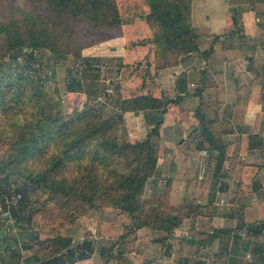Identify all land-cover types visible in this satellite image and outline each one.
I'll use <instances>...</instances> for the list:
<instances>
[{
  "label": "trees",
  "instance_id": "16d2710c",
  "mask_svg": "<svg viewBox=\"0 0 264 264\" xmlns=\"http://www.w3.org/2000/svg\"><path fill=\"white\" fill-rule=\"evenodd\" d=\"M30 1L35 7L34 13L20 21L0 24V59L8 57L18 67L19 60L23 61L24 69L28 70L31 68L28 61H32L39 69L37 60L42 51H49L58 60L83 49L77 44L79 25L94 31L116 30L117 36L120 28L132 29L131 35L122 36L128 43L124 47L127 61L140 55L152 58L143 62L146 69L136 80L133 92L125 83L119 107L123 113L142 112L147 124L154 127L143 140L120 144L117 133L122 119L118 114L102 118L100 113L91 110L76 111L70 119L63 120L42 86L20 68L17 74L0 75V143L5 144L1 142L2 137L10 140L6 142L8 157L0 166V199L20 195L16 206L3 208L21 230L16 238H10L6 229L0 228L1 252L10 251L12 264H74L89 259L95 252L94 244L86 239L81 244L73 243L77 232L75 222L101 208L126 215L130 232L147 228L164 233L161 241L168 245L184 220H194L203 209L194 201L173 206L169 199L171 178L160 188L158 196L142 198L158 165L153 139L159 137L168 106L181 99L180 96L164 99L159 71L176 67L181 57L199 51L197 42L201 33L192 24V0ZM144 37L150 40L141 44L129 42ZM67 83L70 89L76 87L71 91L81 92V86L72 78ZM196 119L198 126L194 131L206 143L207 150L217 151L208 197L211 204L221 176L225 148L215 142L211 122L201 112L197 111ZM53 142L58 143L57 148L50 147ZM197 148L203 149V145ZM117 158L121 161V170L111 168L118 163ZM31 193L35 197L33 202ZM42 196L46 199L41 201ZM244 227L239 224L236 229ZM234 231L214 229L202 241L211 244L224 237L237 239ZM9 243L19 245L30 255L21 260V255ZM109 247L96 248L99 255L106 256L104 264L113 261L136 264L125 256L120 246ZM251 257L262 261L264 249L255 246ZM141 264L157 262L145 259Z\"/></svg>",
  "mask_w": 264,
  "mask_h": 264
},
{
  "label": "crops",
  "instance_id": "0c3cea01",
  "mask_svg": "<svg viewBox=\"0 0 264 264\" xmlns=\"http://www.w3.org/2000/svg\"><path fill=\"white\" fill-rule=\"evenodd\" d=\"M195 6L205 10L207 20L210 11H219L222 28L218 32L202 30L194 20ZM191 20L201 33L197 42L199 51L181 57L178 66L162 69L158 74L164 94L169 91L170 97H181V101L171 105V112H167L160 125L163 156L161 153L158 166L164 168L168 156L173 159L167 168L171 172L168 177L172 179L173 203L188 196L203 206V214L194 220H184L173 237H177V231L187 230L189 244L204 252L218 241L203 243L204 237L214 229L224 228H218L216 223H223L229 229L242 219L244 234L258 241L253 242L251 251L255 245L264 249V0H192ZM121 50L125 52V48ZM197 111L211 122L215 142L225 148L221 176L211 204L203 193L205 185L198 187L195 175L202 165L214 167L217 151L207 150L206 143L194 131L198 126ZM138 116L145 120L142 112ZM149 117L152 120V114ZM166 128H171L167 135ZM179 138L184 141L179 142ZM187 144L189 147L183 150ZM199 144L203 149L197 148ZM180 158L187 159L180 171L185 175L177 177L175 160ZM217 202L224 207L215 208ZM211 225L215 228H210ZM136 234L141 243L163 237V233L147 228ZM229 251L218 249L217 256L226 259ZM234 253L238 257L236 249ZM249 257L250 262L242 264H264V259L256 261L251 254Z\"/></svg>",
  "mask_w": 264,
  "mask_h": 264
},
{
  "label": "rangeland",
  "instance_id": "374dc122",
  "mask_svg": "<svg viewBox=\"0 0 264 264\" xmlns=\"http://www.w3.org/2000/svg\"><path fill=\"white\" fill-rule=\"evenodd\" d=\"M118 1L119 0H116V2ZM34 10L35 7L30 0H0V24L11 21H20L25 15L34 13ZM205 13V10L201 9V6H195L194 20L196 24L202 30L218 32L219 28H222L220 25L221 15H219V11H210L209 20H207ZM79 30L80 33L77 44L83 46V49H80L78 53L67 54L62 59L54 60L49 51H42L41 56L38 57L37 60L40 64V68L38 69L37 65L32 64V61H28L29 66L31 65L29 70L27 68L24 69L23 65L25 62L19 60L20 67H18L12 59L5 57L4 59H0V75L3 73L17 74L21 69V71L28 75L31 80H35V82L42 86V89L53 102L55 112H57L63 120L68 118L70 119L72 114L76 111L80 112L91 110L100 113L102 118L118 114L120 119H122L121 123L118 125V142L121 144L143 140L146 133L149 132L154 125L147 124V122L142 120L140 116L131 112L123 113L119 107V100L122 98V94L124 92H122V88L125 86V83H127V87L131 92L135 90L134 84L136 80L140 76L141 72L146 69L143 62L145 64V61H148V59L152 58V56L147 55L142 58L144 55H140L137 59L127 61L128 58L125 57V52L121 50L125 47L127 41H125L122 36L131 35L133 33L132 29L120 28V36H117L116 30L94 31L86 25H79ZM148 39L149 37H144L141 40H129V42H139L138 44H141L147 42ZM201 42L202 40L200 43ZM198 63H200V61ZM198 63L197 67H200L198 66ZM37 70L38 72H36ZM69 78H72L76 84L78 83L81 86V92L71 91L76 88L73 85V88H68L67 82ZM165 89L168 91L169 88L165 87ZM164 93L165 92L163 91V94ZM164 99H173L172 96L170 97L169 91L166 95L164 94ZM171 105L173 104L168 106V112L169 110L171 112ZM166 114H164V116ZM167 122L169 121L167 120ZM170 129L171 128H166L164 130L165 135H167ZM184 139L186 140V138ZM181 140L182 138L178 139L179 142ZM1 142H5V144L0 143V166L8 157V144L6 142H10V140L6 137H2ZM153 142L156 143L155 145L157 147L158 159L161 157V153L163 156V150L161 152L160 149L159 137L158 139H153ZM57 145V142H53L50 147L57 148ZM186 146L187 148L189 147L188 144L184 145L183 150H186ZM167 158L169 160L164 161V168H160L157 165L156 174L153 176L152 181L147 184L142 197L143 199L158 196L160 193H157L160 191V188L169 180L168 176L171 172H169L167 168H169V161H172L173 159H170L171 157L169 156ZM117 160L118 163L111 168L121 170L119 165L121 161L118 158ZM186 160V158L175 160V164L178 168V172L176 174L177 177H180L182 174L183 176L185 175V172L180 171L184 169ZM88 161L89 157L86 162ZM214 167L208 166V168H204V165H202L197 168L198 172H196L195 175L197 186L201 187L203 184L205 185L203 193L207 196V198L210 196L211 192ZM81 170H83V168H81ZM83 172L85 171L83 170ZM198 176L202 177L199 179ZM29 196L31 202L35 201L34 194L31 193ZM8 198H10V196H8ZM45 199L46 196L41 197V201ZM169 199L173 206H177L181 203H187L188 201L195 202V199L186 196L179 203H173L171 199V189ZM2 200L3 199H0V202L3 203ZM1 204L0 228L6 229L10 238L14 236L16 238L18 234H20L21 230L18 224H15L13 219L9 218L8 213L5 211L6 209H4L5 207L3 208ZM219 207H224V204L221 205L217 202L215 208ZM201 214H203V211H201ZM2 216H4L5 220ZM241 222L242 219H238L235 223L236 226L234 228H229L232 230L234 229L235 231L233 235L237 233L240 239L235 240L232 236H230L229 239L225 237L218 239V241H216L211 248L202 252V250H195L194 246L189 244L187 241V236L189 235L187 230L183 233L177 231V237L170 238L168 245L161 241V238L163 237H159L158 239H154L155 237H153V240L151 239V241L149 240L141 243L136 232L129 231V218L126 215L121 214L114 209H96L89 212L85 216L79 217V219L75 222L77 232L73 238L74 244H81L84 239L91 240L94 244L95 252L89 259L78 261L74 264H104L106 256H100L96 248L101 245L109 247L112 244L117 247L120 246L125 253V256L136 264H141V262L145 259H156L155 261L157 264L248 263L250 262L249 255L251 254L252 245L258 241L248 238L247 235L244 234V229H236L237 225L242 224ZM216 226L218 228L224 227L223 229H226L223 223L220 225L216 223ZM87 228L89 230H87ZM210 228L214 229L215 227L211 225ZM205 229L208 230L209 228ZM159 233L161 234V232ZM2 234L3 232H0V239L2 238ZM163 236H165L164 233ZM154 242L155 245L153 246L152 243L154 244ZM8 246L11 249L15 248L16 252L18 251V254L21 255V260H24L30 255L29 251L23 250L19 247V245H16V247L13 243H9ZM224 248L225 250L227 249V251L230 250L226 259L217 256V250H222ZM234 249H236L238 257H234ZM114 251L113 255L115 256L117 254V249ZM239 252L241 253L239 254ZM12 259L13 257L11 256L10 251H6L4 253L0 250V264H12L14 262ZM14 259L16 260V257H14ZM115 262L116 261H113V263L110 264H115Z\"/></svg>",
  "mask_w": 264,
  "mask_h": 264
},
{
  "label": "built area",
  "instance_id": "2783aa9c",
  "mask_svg": "<svg viewBox=\"0 0 264 264\" xmlns=\"http://www.w3.org/2000/svg\"><path fill=\"white\" fill-rule=\"evenodd\" d=\"M20 198V195H15V196H13V197H11V198H8L7 196H4L2 199V201H3V203L1 204L2 205V207L3 206H5L6 207V209L8 210L10 207H13V206H16V204H17V201H18V199ZM0 212H1V209H0ZM4 213V212H3ZM2 213V214H3Z\"/></svg>",
  "mask_w": 264,
  "mask_h": 264
},
{
  "label": "water",
  "instance_id": "95a60500",
  "mask_svg": "<svg viewBox=\"0 0 264 264\" xmlns=\"http://www.w3.org/2000/svg\"><path fill=\"white\" fill-rule=\"evenodd\" d=\"M135 115H138V112H135ZM119 118H120V116H119ZM5 217H7V216H5Z\"/></svg>",
  "mask_w": 264,
  "mask_h": 264
}]
</instances>
